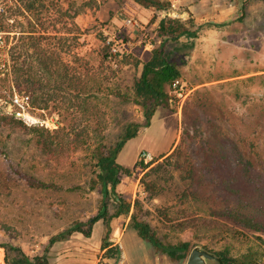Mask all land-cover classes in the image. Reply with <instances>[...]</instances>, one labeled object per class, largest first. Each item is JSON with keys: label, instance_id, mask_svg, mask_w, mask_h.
<instances>
[{"label": "rangeland", "instance_id": "1", "mask_svg": "<svg viewBox=\"0 0 264 264\" xmlns=\"http://www.w3.org/2000/svg\"><path fill=\"white\" fill-rule=\"evenodd\" d=\"M44 1L47 21L38 29L65 38L52 44L72 74L89 86L96 78L114 93L133 96L162 41L160 22L178 20L190 33L168 39L165 50L182 73L185 95L176 97L170 88L171 108L158 107L152 126L143 127L118 156L127 171L120 173L117 192L130 212L113 218L120 203L109 195L107 217L95 223L90 237L76 231L51 243L76 222L99 215L104 194L97 149L103 142L116 145L129 123L145 124V109L110 91L100 100L82 98L79 108L52 101L40 109L0 89V264L24 255L48 264H186L188 258L173 260L143 239L135 215L166 244L188 242L191 250L201 245L239 264H264V232L209 211L240 209L264 220V0H162L172 3L169 12L134 0ZM23 7V0H0V19L10 31L0 29L3 72H10L11 47L23 45L29 26ZM197 92L207 104L190 107L185 124V108ZM35 125L41 129L34 131ZM185 128L196 182L178 171L151 174L146 181L161 183L163 190L147 192L144 178L156 158L145 161L142 153L168 151ZM238 149L255 164L249 174L238 163ZM25 174L65 188H33ZM186 188L198 193L197 200L182 196ZM189 212L202 217L199 226L178 218Z\"/></svg>", "mask_w": 264, "mask_h": 264}, {"label": "trees", "instance_id": "2", "mask_svg": "<svg viewBox=\"0 0 264 264\" xmlns=\"http://www.w3.org/2000/svg\"><path fill=\"white\" fill-rule=\"evenodd\" d=\"M147 7H155L159 11L169 12L172 9V3L165 2L162 0H134ZM24 11L29 18V26L27 30L23 31L24 35L21 38L23 45H14L11 47V70L10 72H3L0 70V89L10 90L13 96L17 93L22 97H27V103L33 107L40 109L48 108L52 101L69 104L68 110L75 108L76 106L81 107V99L85 98L91 100H100L102 97H109L112 94L116 97L121 98L126 102H135L140 104L145 109L146 123H129L124 131L120 140L116 145H109L105 142L97 149V166L100 169L98 176L99 184L102 186V192L104 194L102 209L99 215L90 218L88 221L76 222L71 228L67 229L60 235L54 237L51 243L60 241L72 232H81L87 237H90L92 232L91 229L97 221L101 218L107 217L108 208V197H113L119 201L120 207L114 217H119L123 214L130 212V207L127 206L117 192V187L120 184V173L126 172L127 170L118 163L117 159L120 153L123 151L126 144L138 137L143 127H150L152 119L158 109V107L171 108L172 95L170 88L173 82L177 79L182 80V73L177 66L171 62L165 50V42L168 39H177L183 35L190 33L189 29L181 25L176 19H168L160 22V37L162 41L158 47L152 52V57L144 65L142 76L135 85V94L130 93H114L110 87H103V83L99 82L98 79L93 78L92 86L84 83L80 75L72 74V69L69 63H67L60 54L59 46L55 43L52 44L54 39H65L58 35L49 34L45 31L38 29L39 24L44 21V0H23ZM158 22V15L156 14L153 19V24ZM3 22L0 19V29L5 32H10L6 29ZM5 29V30H4ZM16 36V35H15ZM45 41V43H44ZM65 48V47H64ZM5 74V75H3ZM99 82V83H98ZM87 89V90H86ZM106 91H110V95H106ZM66 93V95H65ZM200 92L194 95V98L188 103L185 108V124L188 119V111H194L201 105L207 104V100L199 96ZM71 97H70V96ZM197 118L194 126L199 127V115L196 114ZM34 131L41 129L39 126H33ZM76 130V128H75ZM99 128H95L98 131ZM190 132L188 128H185L180 140L175 146L174 150L166 156L163 160L156 159L152 163L156 165L146 173L144 183L146 185L147 192H160L163 190L161 183L150 180L146 181L148 176L151 174L160 175L161 173H172L178 171L184 180L191 181L192 185L197 180L196 164L193 156L189 152L187 144ZM81 144V143H80ZM238 163L243 166V170L246 173H250L255 164L252 159L240 149H238ZM151 166V165H150ZM149 166H145L148 168ZM25 180L33 188L37 189H52L57 190L65 187L59 186L55 183L45 182L36 178L35 176L25 174ZM196 193L190 188H186L183 191V197L186 200H197ZM140 201H138L137 205ZM210 216L213 217H225L235 222L237 225L252 228L257 231L264 232V220H257L255 217L250 216L248 213L242 212L240 209H218L211 207L209 209ZM178 218H184L190 226H199V221L202 217L197 213H187ZM133 224L138 230L139 235L150 242L153 247L160 252L168 255L173 260H184L188 258L189 251H191L190 244L188 242H181L178 244L164 243L161 241L151 230L148 223L141 222L137 219V215L133 217ZM89 227V229H87ZM111 244L104 241V248L109 247ZM23 256L21 249H18ZM225 264H239L238 260L229 259L228 256L223 255ZM14 264H48L42 257H28L23 256L22 260L15 259ZM240 264H250V261L244 260Z\"/></svg>", "mask_w": 264, "mask_h": 264}, {"label": "water", "instance_id": "3", "mask_svg": "<svg viewBox=\"0 0 264 264\" xmlns=\"http://www.w3.org/2000/svg\"><path fill=\"white\" fill-rule=\"evenodd\" d=\"M212 262L225 264L223 257L197 245L191 250L186 264H211Z\"/></svg>", "mask_w": 264, "mask_h": 264}, {"label": "built area", "instance_id": "4", "mask_svg": "<svg viewBox=\"0 0 264 264\" xmlns=\"http://www.w3.org/2000/svg\"><path fill=\"white\" fill-rule=\"evenodd\" d=\"M171 90L172 93L174 94V96L179 97V98H183L185 93L183 91V87H182V81L180 79H177L173 82L172 86H171ZM174 96L171 99V102L174 101ZM153 154L149 151H145L142 153V159L145 161H149L152 160Z\"/></svg>", "mask_w": 264, "mask_h": 264}, {"label": "crops", "instance_id": "5", "mask_svg": "<svg viewBox=\"0 0 264 264\" xmlns=\"http://www.w3.org/2000/svg\"><path fill=\"white\" fill-rule=\"evenodd\" d=\"M157 111H158V110H157ZM155 115H156V114H155ZM155 115H154V117H153V119H152L151 126H152V124L155 122ZM151 126H150V127H151ZM150 127H147V129H149ZM179 140H180V133H179V130H178V136H177V138H176V141L174 142L173 146H172L168 151H166V152H159V153H157V155H155L153 151L149 150L148 148H146V149H148V150L154 155V157H155L156 159H158V160H163L166 156H168V155L174 150V148H175V146L177 145V143H178ZM128 224H129V221H128L127 225H128Z\"/></svg>", "mask_w": 264, "mask_h": 264}]
</instances>
